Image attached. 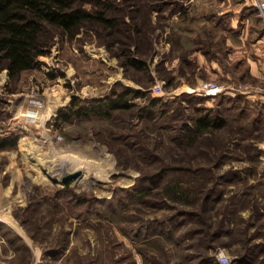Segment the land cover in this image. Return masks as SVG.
I'll return each instance as SVG.
<instances>
[{
  "label": "rangeland",
  "instance_id": "1",
  "mask_svg": "<svg viewBox=\"0 0 264 264\" xmlns=\"http://www.w3.org/2000/svg\"><path fill=\"white\" fill-rule=\"evenodd\" d=\"M147 1L128 2H139L147 9ZM244 1L182 0L185 10L173 13L168 5L154 10L152 25L139 10L143 31L138 36L140 41L152 44L147 56L149 71L124 65L118 54L119 42H114L116 36L106 34L102 28L98 32L83 29L74 38L59 33L50 52L40 57L42 64L24 70L15 79L9 77L7 69L0 71V121L4 124L0 135L18 139L16 146L0 150V174L9 185L13 178L11 159L18 157L27 175L19 204L1 213L11 225L3 223L0 228V264H198L201 254L203 264H214V259L221 264L218 252L224 251L235 260L237 253L254 243L260 244L256 247L259 257L250 263L264 264L263 118L260 128L245 139L243 132L233 133L231 127L199 139L201 150L208 152L192 158V166L209 165V175L214 177L211 187L224 191L222 199L210 201L214 206L207 214L209 222L213 221L210 229L222 232L210 237L209 248L202 244L207 241L204 237L134 234L142 220L171 210L156 194L159 186L144 200L138 195L126 196L120 204L115 196L120 188L132 187L141 173L179 163L174 158L180 150L170 141L167 130L161 128L163 119L138 124L144 127L135 138L143 140L140 144L148 162L141 161L138 152L105 129L128 131L120 125L97 117L71 124L52 120L60 107L69 106L74 95L97 97L118 82L149 86L152 95L167 99L178 95L179 99L183 92H194L191 88L203 80H223L209 75L204 59L236 66V62H230L233 48L226 44V38H233V10ZM246 6L249 13L251 6ZM148 42L147 51L151 47ZM248 51L252 52L250 48ZM239 82L252 87L263 84L251 75L237 76L235 84ZM245 94L256 105L251 108V117L257 115V107L264 116V98ZM215 99L206 97L204 103L212 106ZM133 101L146 103L141 97ZM132 113L124 111L122 115L126 121L138 122L139 118L131 119ZM241 121L235 126L250 124L247 118ZM121 143L123 163L114 151ZM254 143L263 150L256 158ZM75 169H81L82 175L65 186L61 176ZM65 188L67 191H63ZM183 229L186 234L188 230ZM52 248L58 252L49 254Z\"/></svg>",
  "mask_w": 264,
  "mask_h": 264
},
{
  "label": "trees",
  "instance_id": "2",
  "mask_svg": "<svg viewBox=\"0 0 264 264\" xmlns=\"http://www.w3.org/2000/svg\"><path fill=\"white\" fill-rule=\"evenodd\" d=\"M128 1L0 0V71L7 69L9 77L15 79L24 70L37 68L42 64L40 57L50 52L59 33L68 38H74L83 29L98 32L100 28L106 34L116 36L118 41L114 39V42H119L118 46L121 50L118 54L124 65L149 71L147 56L152 50V44L150 45L148 41H140L138 36L143 31L141 21L138 19L139 10L143 13V19L147 24L152 25L154 10H163L168 5L174 13L185 10L186 6L182 0H148L146 9L139 2L136 3L137 1L133 3ZM136 6L140 9H135ZM250 6L249 14L257 13L264 23L258 8L253 4ZM247 7L242 9L245 10ZM147 42L151 46L148 51ZM150 90L149 86L134 87L118 82L107 93L97 97L74 95L69 106L60 107L52 116V120L56 124H71L76 120L81 122L97 117L120 125L128 131H116L110 127L105 129L117 141L124 140L129 149L138 152L141 161H146L147 153L140 144L143 140L135 138L140 136L144 127H139L138 124L140 121L163 119L161 128L167 130L170 141L180 150L179 156L174 158L179 163L163 164L155 171L141 173L132 187L120 188L115 196H118L116 198L120 204L124 202L126 196L138 195L140 200H144L148 194L152 195V189L155 186H159L160 189L156 194L162 198L161 203L171 210L159 217L142 220L135 226L134 234L144 232L145 236L168 238L175 235L204 237L208 243L205 241L202 244L207 248L210 237H218L222 232L220 229L214 233L210 229L213 221L209 222L207 214L214 207L210 206V201L222 199L224 191L211 187L214 177L209 175L211 170L209 165L192 166V158H198L200 153L208 152L201 150L199 139L226 127H231L233 133L243 132L242 136L245 139L260 128L259 123L262 118L264 119L263 111L257 107L259 110L257 115L251 117V108L255 109L256 105L250 103L247 99L249 96L240 92L219 93L214 97L216 98L214 105L208 106L204 103L208 96L194 92H183L179 99L178 95L176 98L167 99L152 95ZM139 97L146 103L140 104L133 101L134 98ZM262 105L264 110V104ZM124 111H133L131 119L139 118V121L136 123L132 120L126 121L122 115ZM243 118H247L250 124L242 123L235 126V123ZM3 126L4 124L0 121V129ZM130 129L135 132H130ZM17 141L18 139L13 135H0V149L16 146ZM119 146L120 148H113L120 162L123 163L121 152L124 144L121 143ZM254 147L256 158L263 150L259 149L255 143ZM64 190L67 191V188ZM217 191L219 192L214 198ZM197 224H201L200 227ZM224 224L223 220L220 226ZM183 228L188 230L186 234ZM211 232L214 234L210 235ZM254 244L245 252L237 253L235 256L237 264H251L250 262L259 257L256 247L260 244ZM57 252L55 248L49 249V254ZM199 256L203 258V254ZM202 258L198 264H203ZM214 264L219 263L214 259Z\"/></svg>",
  "mask_w": 264,
  "mask_h": 264
},
{
  "label": "crops",
  "instance_id": "3",
  "mask_svg": "<svg viewBox=\"0 0 264 264\" xmlns=\"http://www.w3.org/2000/svg\"><path fill=\"white\" fill-rule=\"evenodd\" d=\"M246 1L242 3L238 2L239 6L233 10L234 17L231 27L233 38L235 40L231 37L226 38V44L233 48V52L230 53V62H236V66H224L215 59H204V64H206L205 69L209 72V75L218 76L223 79L220 80L215 78L212 80L222 82L229 86L235 85L237 82V76L240 75H251L257 81L263 83L262 86H264V23L261 21L257 13L249 14L246 11L247 9H242L246 4H253L251 0ZM242 13L244 15H242ZM243 44L244 46L247 45L246 49ZM249 48L252 52L248 51ZM241 68H243V70H241ZM257 87V89H259L261 86L258 85ZM248 95H253V97L259 98L262 96L259 91H255V93ZM262 143H264V140ZM11 163L13 178L9 185L4 183L3 177L0 174L1 213L2 211H9L13 209L23 198V196H21V187L23 186L25 176L27 175L24 174L25 171L22 169L18 157L11 159ZM14 186H17L16 189L18 190H14ZM17 197L20 198L18 199ZM0 223L1 225L3 223L7 226L9 224L11 225L10 221L7 222L5 219H3Z\"/></svg>",
  "mask_w": 264,
  "mask_h": 264
},
{
  "label": "built area",
  "instance_id": "4",
  "mask_svg": "<svg viewBox=\"0 0 264 264\" xmlns=\"http://www.w3.org/2000/svg\"><path fill=\"white\" fill-rule=\"evenodd\" d=\"M253 5H255L259 14L264 19V0H251ZM158 85V86H157ZM156 87L162 89L163 87L160 84H157ZM257 86L252 87L250 83L239 82L233 86L226 85L222 82L216 80H203L196 87H192L191 90L197 94L208 96L214 98L216 95L222 92L236 93L237 90H240L243 93H255L259 91L261 93V98H264V86H261L257 89ZM60 137V136H59ZM3 216L0 212V222H2ZM218 257L221 264H236L235 260L232 259L226 252H218Z\"/></svg>",
  "mask_w": 264,
  "mask_h": 264
},
{
  "label": "water",
  "instance_id": "5",
  "mask_svg": "<svg viewBox=\"0 0 264 264\" xmlns=\"http://www.w3.org/2000/svg\"><path fill=\"white\" fill-rule=\"evenodd\" d=\"M82 175L81 169H75L61 176V181L65 186H69L74 180ZM58 181V178L56 179Z\"/></svg>",
  "mask_w": 264,
  "mask_h": 264
},
{
  "label": "bare ground",
  "instance_id": "6",
  "mask_svg": "<svg viewBox=\"0 0 264 264\" xmlns=\"http://www.w3.org/2000/svg\"><path fill=\"white\" fill-rule=\"evenodd\" d=\"M30 114V113H29Z\"/></svg>",
  "mask_w": 264,
  "mask_h": 264
}]
</instances>
